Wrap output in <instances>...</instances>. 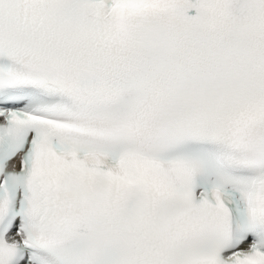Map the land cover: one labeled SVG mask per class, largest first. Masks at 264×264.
<instances>
[{"label":"snow or ice","instance_id":"obj_1","mask_svg":"<svg viewBox=\"0 0 264 264\" xmlns=\"http://www.w3.org/2000/svg\"><path fill=\"white\" fill-rule=\"evenodd\" d=\"M0 264H264V0H0Z\"/></svg>","mask_w":264,"mask_h":264}]
</instances>
